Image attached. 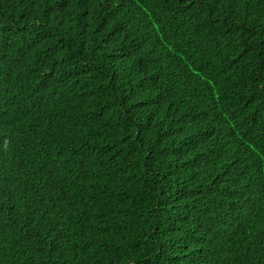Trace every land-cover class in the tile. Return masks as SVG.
Returning a JSON list of instances; mask_svg holds the SVG:
<instances>
[{
	"label": "trees",
	"instance_id": "trees-1",
	"mask_svg": "<svg viewBox=\"0 0 264 264\" xmlns=\"http://www.w3.org/2000/svg\"><path fill=\"white\" fill-rule=\"evenodd\" d=\"M0 264H264V0H0Z\"/></svg>",
	"mask_w": 264,
	"mask_h": 264
}]
</instances>
